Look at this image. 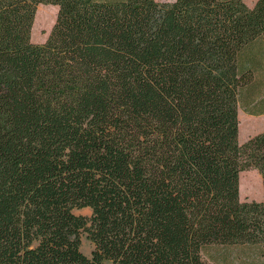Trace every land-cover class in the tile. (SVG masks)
Instances as JSON below:
<instances>
[{"label":"trees","instance_id":"16d2710c","mask_svg":"<svg viewBox=\"0 0 264 264\" xmlns=\"http://www.w3.org/2000/svg\"><path fill=\"white\" fill-rule=\"evenodd\" d=\"M262 66L264 0H0V264L264 255V200L239 199L243 171L264 188V131L238 141Z\"/></svg>","mask_w":264,"mask_h":264},{"label":"rangeland","instance_id":"374dc122","mask_svg":"<svg viewBox=\"0 0 264 264\" xmlns=\"http://www.w3.org/2000/svg\"><path fill=\"white\" fill-rule=\"evenodd\" d=\"M156 1L162 3L172 2L173 0ZM255 1L256 0H244L249 7L252 6ZM56 14V5L40 4L38 6L31 30V40L33 42L43 43L46 40L54 24ZM261 71L264 73V66L261 67ZM255 77L258 79V87L262 86L264 82L261 81V73L259 75L256 74ZM253 96L255 97L248 98L247 92H245L239 99V143H243L254 134L264 131V115L257 116L249 114V112L255 110V106L259 104L263 107L261 111L264 112V105H262L264 101V88L259 89ZM239 199L241 201L264 200V188L262 186L261 177L256 170L250 169L241 172L239 178ZM74 212L75 214L88 217L91 214V209H75ZM93 249L94 244L85 234H82L80 236V250L89 257ZM204 256V264H264V255H260L257 246L254 245H226L218 243L209 247Z\"/></svg>","mask_w":264,"mask_h":264},{"label":"crops","instance_id":"0c3cea01","mask_svg":"<svg viewBox=\"0 0 264 264\" xmlns=\"http://www.w3.org/2000/svg\"><path fill=\"white\" fill-rule=\"evenodd\" d=\"M250 115H257V116H263L264 112L255 114L254 112H249Z\"/></svg>","mask_w":264,"mask_h":264}]
</instances>
